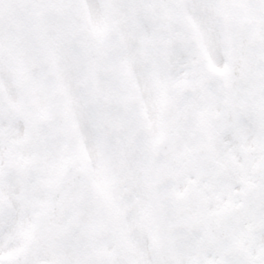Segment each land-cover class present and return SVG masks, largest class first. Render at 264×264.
<instances>
[{
  "label": "snow or ice",
  "instance_id": "snow-or-ice-1",
  "mask_svg": "<svg viewBox=\"0 0 264 264\" xmlns=\"http://www.w3.org/2000/svg\"><path fill=\"white\" fill-rule=\"evenodd\" d=\"M0 264H264V0H0Z\"/></svg>",
  "mask_w": 264,
  "mask_h": 264
}]
</instances>
